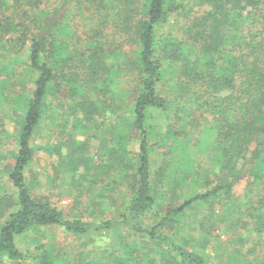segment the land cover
<instances>
[{
	"label": "trees",
	"instance_id": "1",
	"mask_svg": "<svg viewBox=\"0 0 264 264\" xmlns=\"http://www.w3.org/2000/svg\"><path fill=\"white\" fill-rule=\"evenodd\" d=\"M18 60L32 77L17 96ZM0 65V142L16 137L0 264L67 263L43 243L34 253L19 247L21 239L52 228L104 237L99 264H208L181 236L195 204L210 207L202 225L212 217L225 231L247 228L235 238L250 247L229 253L225 264H264V0H0ZM127 71L129 90L120 78ZM10 98L21 111L16 134L2 116L13 119L3 109ZM53 107L60 120L67 111L73 119L68 140L45 146L58 155L60 172L81 162L77 150L84 144L75 138L86 122L110 109L116 114L110 155L92 162L90 175L94 183L111 177L115 183L116 174L128 182L130 198L116 215L85 221L32 193L25 170L38 146L33 137L46 117L55 120ZM131 132L134 164L115 170L113 159L117 152L123 163ZM241 180L245 190L235 195ZM159 184L179 197L164 211ZM97 185L100 195L105 187ZM213 204L221 213L212 212Z\"/></svg>",
	"mask_w": 264,
	"mask_h": 264
},
{
	"label": "rangeland",
	"instance_id": "2",
	"mask_svg": "<svg viewBox=\"0 0 264 264\" xmlns=\"http://www.w3.org/2000/svg\"><path fill=\"white\" fill-rule=\"evenodd\" d=\"M58 7H60V5H58ZM76 17L77 15L72 19V24L77 21ZM164 25L165 27H163V30L160 28L163 32L167 30L169 23H164ZM113 45H116L115 41ZM129 49L130 43L125 41V52L127 51L128 53ZM14 66H16L15 72L16 75L19 76L20 83L17 86V90L15 89V91H12L18 96L21 92L24 93L28 90V87L31 85L30 79L32 76L27 72V66L25 64L23 65L19 60L18 63H14ZM120 78L123 81L121 84L123 88L127 90L133 89V82L131 80L132 76L129 71L124 75L122 72ZM11 96H14V94H11L10 97ZM127 96V93L122 94L123 102H126L125 99ZM10 99L9 103L4 104L3 109L5 113L12 114L13 119L12 121L7 122L8 119H5L4 117L7 114H2V116L3 120L6 122V129L10 132L13 131L16 134L19 126L18 122L21 120V111L18 109L19 106H17V101L12 98ZM53 109L57 114V117L53 114V119L55 120L53 121L46 117L41 125L40 132L36 133L33 137L34 145L38 146L35 150L32 161L25 170V178L28 185L32 188V193L47 198L52 204L62 209L67 215L74 217L80 215L85 221L93 222L100 216L106 215L109 217L116 215L119 207L123 206V204H125L130 198L128 182H118L117 174L114 175L115 183L114 181H111V178L113 177L109 180L105 179V181H107L105 184L104 181L94 183L91 181L92 178H90L92 172L91 166L93 165L92 162L98 164L107 160L110 155L108 152L112 150L111 145L113 143L112 141H109L110 137L112 136V133L115 132V129L116 132L119 131V127H114V125H117V122L115 123L116 114L111 112L110 109L109 112L106 114L104 113L105 115L103 113L99 115L96 114L92 121L86 122L87 125L85 127V132L82 135H77L75 138L76 140L81 139L84 144L79 150H77L81 162L78 163L75 168L76 170L72 172H70V170L60 172L59 170L62 166L58 155L53 152H48L45 146H53L57 144L58 141L61 142L68 140L70 138L69 132L73 125V119L71 116H68L69 113L67 111L63 114L60 120V116L58 118L59 114L57 113L56 107H53ZM192 135V138H194L196 133H192ZM130 137L131 140L128 142V147L127 149L125 148L126 151H129L126 153L127 157L123 158L122 164L118 163L117 157L119 156V153L116 152L113 159L116 166L115 170L120 169L121 165L126 166L128 163L134 164L136 159L135 151L137 150V140L135 139L136 134L131 132ZM15 138V136L12 137L11 135H7L6 137L4 136L0 142V224L3 217L9 211V208L6 205V199H8V196L13 193L10 182L6 177V170L8 169V165L13 162ZM108 149L110 150L108 151ZM63 150L66 151L67 149ZM166 152L168 151H164V153ZM152 157L156 159L154 153ZM131 171L132 167L126 168V173H130ZM200 183L201 181L199 180L198 184ZM97 184L105 187L100 195L97 192ZM157 187L159 189L157 199L160 201L161 207H163L161 211H164V209L173 205L179 199L178 196L167 191L161 184ZM244 190V180L237 182L233 187L235 195L242 194ZM78 197L79 201L77 200ZM213 206L212 212L215 214H219L223 210L218 204H213ZM204 211L211 212L210 207L207 204H195L186 211V215L183 219V227H181V236H184L189 240V249L193 247L197 252L205 256L208 264H225L224 260H226L229 253H237L239 249H241L242 252H245L247 247H250V245L240 237L235 238L236 231L238 232L240 229L227 228L225 231L221 226H215L212 217L205 225H202L200 218L203 216L202 213ZM213 216L216 217V215ZM242 218L246 219L247 217L246 215H243ZM148 222H150V220ZM245 230H247V228L242 229L239 232L247 234V231ZM251 233L253 234L254 232L251 231ZM42 235L32 233L26 238V240L21 239V242H18L19 247L26 252L25 254H28L31 252L34 253L32 249L36 244L43 243L45 244L44 248L51 247V250L55 255L67 259L68 261L65 264H99L101 260L105 261L104 255L100 253L102 248L106 249L107 247V241L104 237L93 235L80 238L69 233H64L58 228L43 230ZM262 235L264 236V233ZM231 238H235V240ZM5 262L6 261H4L3 264H8Z\"/></svg>",
	"mask_w": 264,
	"mask_h": 264
}]
</instances>
